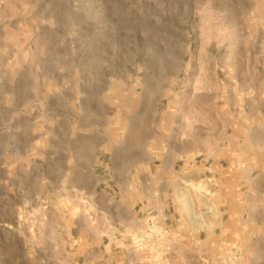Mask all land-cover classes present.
Listing matches in <instances>:
<instances>
[{"label": "rangeland", "instance_id": "rangeland-1", "mask_svg": "<svg viewBox=\"0 0 264 264\" xmlns=\"http://www.w3.org/2000/svg\"><path fill=\"white\" fill-rule=\"evenodd\" d=\"M177 197L228 224L177 264H264V0H0V264H141Z\"/></svg>", "mask_w": 264, "mask_h": 264}, {"label": "crops", "instance_id": "crops-1", "mask_svg": "<svg viewBox=\"0 0 264 264\" xmlns=\"http://www.w3.org/2000/svg\"><path fill=\"white\" fill-rule=\"evenodd\" d=\"M161 191V190H160ZM180 190H176L177 195H181ZM198 191V190H197ZM214 193V192H212ZM188 194V193H186ZM189 195V194H188ZM175 201L182 204V209L178 212L179 218L177 219L175 225L169 221V217L164 214V211L158 210L156 216L153 214L152 209H147L146 214L139 226L136 225V228H139V232L143 238L142 249H146L145 253V262L141 264H177L174 258L184 259L185 254H180L176 248L172 245L175 241L181 240L183 242H206L212 241L215 242L218 237L223 238L225 235L224 228L228 226L223 221V214L219 208H215L207 215V219L198 218L194 216L192 220L193 211L189 207L185 206L194 201L193 198H175ZM177 217V215H175ZM194 228V236L191 238L192 229ZM126 233L129 234L127 231ZM128 236H125L127 239ZM154 242L156 246L154 248H149L148 245H145L146 242ZM116 243V242H115ZM116 247V246H115ZM119 249L112 247V243L108 246L107 252L109 253H121L125 252L124 256H128L131 253V249L128 248L126 244L122 242L118 244ZM141 249V248H140ZM114 250V251H113ZM156 258L160 261L156 262ZM140 259H137L136 264H140Z\"/></svg>", "mask_w": 264, "mask_h": 264}, {"label": "bare ground", "instance_id": "bare-ground-1", "mask_svg": "<svg viewBox=\"0 0 264 264\" xmlns=\"http://www.w3.org/2000/svg\"><path fill=\"white\" fill-rule=\"evenodd\" d=\"M254 138V137H253Z\"/></svg>", "mask_w": 264, "mask_h": 264}]
</instances>
